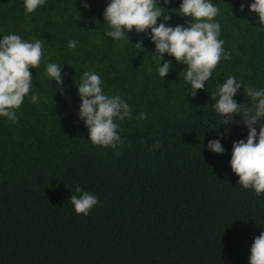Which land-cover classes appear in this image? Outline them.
<instances>
[{"label":"trees","instance_id":"trees-1","mask_svg":"<svg viewBox=\"0 0 264 264\" xmlns=\"http://www.w3.org/2000/svg\"><path fill=\"white\" fill-rule=\"evenodd\" d=\"M212 2L230 59L192 97L173 57L164 55L170 70L157 75L147 35L129 32L130 43L104 37L107 0H88L87 9L79 0H45L28 15L23 0H0V35L42 44L29 93L40 99L26 96L15 124L0 117V264H248L253 237L264 231V193L242 189L231 171L232 142L247 129L219 124L211 94L229 75L242 81L238 103H250L243 86L264 87V28L247 3L238 11L244 0ZM179 3L166 5L173 25L189 19L171 12ZM69 39L78 41L75 49ZM49 62L66 63L63 94L44 76ZM84 70L97 72L104 91L132 109L131 119L117 122L119 155L92 145L77 118L74 81ZM226 128L224 153L209 152L208 141ZM75 184L98 198L87 216L68 200Z\"/></svg>","mask_w":264,"mask_h":264},{"label":"clouds","instance_id":"clouds-1","mask_svg":"<svg viewBox=\"0 0 264 264\" xmlns=\"http://www.w3.org/2000/svg\"><path fill=\"white\" fill-rule=\"evenodd\" d=\"M45 0H23L25 15L33 13L42 6ZM81 7H90L88 0H79ZM169 0H107L103 10V23H106L103 35L112 41L127 38V33L135 31L144 33L154 44L153 53L158 61L155 71L164 79L170 70V62L164 60L167 54L183 65L182 78L187 94L195 97L197 90L205 87L218 62L229 60L230 54L224 49V40L220 38L221 25L215 17L218 8L212 0H180L178 8L171 11L185 19L183 24H171V16L166 8ZM245 3L249 13H256L258 26L264 28V0H244L238 11H244ZM77 10V9H76ZM233 15V13H232ZM158 19L161 22H157ZM78 41L69 39L67 47L75 49ZM133 46L143 48L137 41ZM42 44L39 39L32 41L23 39L19 34L0 35V117L13 124L17 123L16 110L20 108L25 97L36 103L40 97L33 89V76L30 69H37L41 64ZM60 62L44 64V76L55 81V90L64 92L63 73ZM79 106L77 118L87 128V140L92 145L107 147L113 150L124 143L119 134L120 124L132 118V109L120 95H109L103 89L101 76L91 70H84L75 82ZM51 85V84H50ZM186 85L188 87H186ZM242 89V81L229 75L211 94L214 101L212 107L219 117V124L242 123L247 129L246 136L234 140L228 161L231 171L238 177L242 189H250L257 196L264 193V87L243 86V94L250 102L238 103L234 98ZM146 112L141 111L137 119H146ZM239 116L240 120L233 118ZM258 128V131H257ZM229 129L211 139L207 150L215 154H223V136ZM160 146L157 140L153 149ZM116 155H119L117 150ZM76 214L87 216L98 204V198L79 184L73 185V193L68 198ZM248 264H264V231L253 237L249 248Z\"/></svg>","mask_w":264,"mask_h":264}]
</instances>
